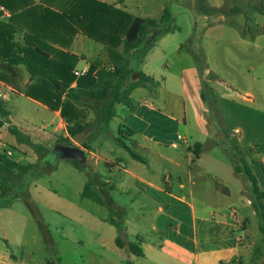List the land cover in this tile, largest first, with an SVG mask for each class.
<instances>
[{"label":"crops","instance_id":"obj_1","mask_svg":"<svg viewBox=\"0 0 264 264\" xmlns=\"http://www.w3.org/2000/svg\"><path fill=\"white\" fill-rule=\"evenodd\" d=\"M96 1L127 13L132 7V3L127 5L131 0ZM143 1L144 8L152 6L151 12L148 11L146 17L137 18L161 21L163 16L156 19L153 13L162 11L164 15L166 10L170 12V23H161L160 29L173 26L176 30L160 35L164 36L160 44H164L180 28L173 25L175 19L168 8L157 3L154 10L155 0ZM6 2L11 10L0 5V21L13 19L16 27H26L17 28L14 33L15 41L21 43L29 31L27 25L33 21L31 14L28 19L24 17L28 11L55 7L45 0ZM182 3L193 23L192 29L198 30V25L202 24L206 43L212 40L211 32L226 36L224 41L229 47L224 51L215 44L205 47L200 43L196 48L204 53L208 73L216 77L212 88L220 98L222 120L231 134L238 138L242 148H254L247 160L259 185L264 188V15L258 11L264 0L252 4V10L256 11L253 16L238 15L234 24H230L229 17L223 13L215 17L199 12L194 0H182ZM221 3L215 1L210 4L221 8ZM142 4L135 5L138 11L143 10ZM2 8L10 16H6ZM35 36L45 41L47 38L43 33ZM158 39L151 43L147 53L141 54L136 72L143 71L160 82V86L157 89L146 86L133 90L134 107L118 104L117 117L111 122L109 132H102L93 125L76 137L68 135L61 111H54L46 104L48 99L41 91L50 88L31 80L23 65L0 60V102L10 112L7 120L0 119L3 122L0 126V153L23 166L39 163L38 169L24 176L17 187L30 194V201L48 229L51 224L45 222L42 207L50 206L52 212L71 223L70 229L62 228L61 238L64 243L77 247L80 255L76 258L64 245L56 251L60 264H254L259 253L256 248L264 246L249 186L245 185L241 175H236L233 164L219 155V149L208 144L212 134L202 104L198 64L195 62L188 68L173 70L168 64L170 55L165 48L162 60L155 54L159 49ZM49 43L50 48L41 45V49L50 59L57 56V50L78 57V65L82 67H76L75 71L89 70L92 64L98 67H103L100 63L111 64L105 46L84 32L77 33L68 47ZM184 50L185 45H181L174 51ZM87 55L98 58L89 60ZM216 56L224 64L217 65ZM73 86L77 85L74 83ZM27 88L36 90L37 93L32 92L34 94L31 95L42 101L26 96L29 94ZM14 96H26L32 102L29 115L14 114L8 108L7 103ZM188 99L199 111L195 125L188 122ZM78 110L79 121L83 124L94 123L97 119L96 112L88 107L79 106ZM124 133L130 137L129 143L117 138V134ZM178 135H182L184 140L179 142ZM59 137L69 138L71 145L84 150L91 168L97 170L102 162L110 171L118 168L126 175L119 177L116 186L111 183L108 186L130 201L127 209L114 203L122 211L127 228L125 241L138 243L142 256L128 254V247L117 245L119 232L111 222V211L107 206L84 197V189L82 197L93 202L89 209L40 185L43 176L51 175L55 166L42 168L40 164L43 161H39L34 146L49 150L58 144ZM96 138H101L102 145L106 147L109 143L125 149L128 146L145 161L131 156V162L125 164L114 156L116 151L110 155L98 154L92 148V141ZM197 144L204 145L199 149V157L195 153ZM14 149L19 152L17 158H13ZM27 157H32L33 162H26ZM20 200L0 208V264H47L50 254L36 215L25 200L22 201L28 208L21 207ZM233 201H241L243 207L238 208ZM133 221L135 225H132ZM78 228H81V233L75 236L72 231ZM50 234L53 238L51 231Z\"/></svg>","mask_w":264,"mask_h":264},{"label":"trees","instance_id":"obj_2","mask_svg":"<svg viewBox=\"0 0 264 264\" xmlns=\"http://www.w3.org/2000/svg\"><path fill=\"white\" fill-rule=\"evenodd\" d=\"M45 1L54 4L55 7L28 11L24 17L28 19V15L31 14L33 21L27 25L29 31H27L23 43L15 41L14 33L17 28L25 29V26L16 27L13 19L7 22L0 21V60L7 59L12 65H23L30 73L31 80H36L50 88V90L41 92L48 99L46 104L50 109L61 111L69 136L76 137L93 125L98 126L102 132H109L111 122L117 117L116 106L124 103L129 107H134L131 98L133 90L146 86L157 89L160 86V82L143 71H133L127 57L138 51L140 46H142V53H147L152 46L151 43L155 42L160 35L176 30V27L173 26L160 29L161 23H170V12L166 10L161 21H157L134 18L125 11L117 10L112 5L96 0ZM0 5L9 9L6 0H0ZM258 11L264 15L263 4ZM150 28L153 32L159 30L160 33L155 40L148 43L147 36ZM79 32H84L88 37L105 46L111 61L110 68L92 64L85 75L77 77L72 66L78 62L77 56L57 50V56L50 59L49 55L41 49V45L50 48L49 42L68 47ZM40 33L46 35V41L35 36ZM119 47H122V51L119 50ZM74 83L77 85L76 87L73 86ZM31 97L42 101L38 96L32 95ZM79 106L88 107L96 112L97 119L94 123L83 124L79 121ZM9 116L10 112L0 102V119L7 120ZM2 125L3 122L0 121V126ZM11 132L17 134L15 130H11ZM64 142L71 145L69 138L63 141L58 140V144ZM125 147L134 159L145 161L130 147ZM203 147L202 144L196 145L197 157L200 156L199 149ZM34 149L40 156L39 161L47 162L48 149L40 145H35ZM253 151L252 147L240 149V160L232 162V164L236 175H242L243 179L249 183L252 206L259 219V229L262 233V244H264V188L259 185L246 159L252 155ZM70 162L89 176V182L83 192L84 197L107 206L114 215L111 222L119 232L117 245L120 248L128 247L132 254L142 256L143 251L138 243L125 241L127 228L123 223L116 221L118 213L115 211L112 197L109 196L104 201L92 189L96 185L95 179L102 186L108 184L102 182L99 175L92 173L88 166L83 167L78 161ZM38 167L39 163L23 166L0 153V208H6L17 199L25 200L30 210L36 215L48 251L55 253V243L50 231L37 214L30 201V194L27 190L17 187L24 176L36 171ZM256 252H264V246L257 247ZM47 264H60V259L56 256L52 257L47 261Z\"/></svg>","mask_w":264,"mask_h":264},{"label":"rangeland","instance_id":"obj_3","mask_svg":"<svg viewBox=\"0 0 264 264\" xmlns=\"http://www.w3.org/2000/svg\"><path fill=\"white\" fill-rule=\"evenodd\" d=\"M194 1H195L197 10L199 12H203L208 15H214L215 17H219L220 13H223L225 14V16L229 17L230 24H234L236 22V17L238 15L241 16L245 14V16H249L250 14H252L253 16L254 12L256 11L252 10V4H256L260 2V0H194ZM215 1L222 2L221 8L217 6H212L210 4V3H215ZM131 3H132V7H131V10L129 11L130 12L129 14L134 18L146 17L147 12L148 11L151 12L152 6H148L144 8L142 4V0H131V2L127 5H131ZM157 3L158 5L165 6L171 11V13L173 14V18L175 19V21H173L172 23L173 25L178 26L180 30L177 31L174 34V36L173 35L170 36L169 39L164 44H160V41L161 39L164 38V36H159L158 37L159 39L156 42L157 44H159V47H158L159 49L157 50V52H155V54L159 56L160 58L159 60H162L164 57L162 50L163 48H165L166 52L167 53L169 52V55H170L168 58L169 60L168 64H170L173 67V70L175 71L180 70L183 67L188 68L190 64H195V62L198 64L199 71H200V89H201V98L203 101L202 104H204V109H205L206 115L210 122L209 129L212 134L211 142H209L208 144L214 147H217L220 151L219 155L224 157V159L226 160L228 159L231 163L238 162L241 157L239 150L243 148L238 143V140H237L238 138L231 134V131L227 127L226 123L222 120V117L220 114V108H221L220 98L218 94L215 93V91L212 88L213 87L212 85H214V83L216 82L215 81L216 77L213 74L208 73L207 65H206V58L204 56V53L201 50L197 51V48H196L197 46H199L200 43H202L205 47L209 46L210 44H215V45H218L217 48L219 50L222 49L221 51H224L227 47H229V44H227L224 41V38H226V36L220 32H211L210 36L212 37V40H209L206 43L202 35L204 33L202 24L200 23L198 25V30H196L195 27L194 29H192L191 24L193 25V23L190 21L187 15L186 6L182 3V0H155V3L153 5L154 10H156L157 8ZM137 4L139 5L142 4L143 6L142 11H138L136 9L135 5ZM153 14H155L156 19L161 18L163 16L162 11H159L158 13L155 12ZM154 32L151 29L149 30V33L147 36L148 43L151 40H155L157 38V37L153 38ZM195 34H198V36H196ZM250 34H253V33L251 32ZM217 38L219 40H217ZM88 43L89 45H92L90 42ZM181 45H185V50L182 52H178V53L175 52L174 50L178 46H181ZM189 49H192L191 50L192 52H190ZM119 50L122 51V47H119ZM89 52L90 51H88V53ZM142 52H143L142 46H140L138 51L134 52L133 54L127 57L130 62V66L132 70L136 71L138 69L140 65V61H141ZM87 56L89 60H94L98 58L96 55L95 56L87 55ZM215 58H216L217 65L218 63L224 64L223 62H221V59L219 56H216ZM2 62L7 63L8 60L2 59ZM72 66L74 69L76 67L78 68L82 67V65H78V62H75ZM100 66L110 68L109 64L100 63ZM26 91L29 93V94L26 93V96H29V97L32 96L31 94H34L32 92H36V90L31 89V88H27ZM26 96L12 97L11 101L7 103L8 108L12 112H14V114H18V112H21L22 114L26 116L29 115L31 112L32 102ZM118 109L122 111V107H119ZM197 111L198 110L194 102L191 99H188L187 100V113H188L189 124L191 125L196 124ZM113 124H114V127H116V129H119L115 123ZM123 130L126 132V129L123 128ZM125 134L126 133H124V135L117 134V138L119 140H122L123 142L129 143L130 137H128V135H125ZM59 139L63 141L66 138L59 137ZM61 144H67V143L64 142ZM56 145L54 144L46 153V154H49V157L47 158V162L43 161V163L40 164L42 168H46V167L50 168V167L55 166V170L52 172L51 175H48V176L44 175L42 180L40 181V185L43 188L48 189L58 194V196H63L69 199L70 201L74 202L76 205L81 206L82 208H86V209L91 208V205H92L91 203L93 202L89 200H85L82 197V191L89 180L88 174L85 171H79L76 168H74V166L72 165V162L68 160L60 159L57 161L56 154H52L53 149H55ZM92 148L96 149L97 153L103 152L109 155L112 154V151H116L114 153V156L118 159L123 160V163L125 164H129L131 160L133 159L130 153L122 146L115 147L111 143H109L107 147L103 146L101 138H96L94 139V141H92ZM136 152L140 153L137 150ZM14 154L15 156L13 158H17L19 155L18 150L14 149ZM246 159H248V157ZM26 162H33V158L27 157ZM87 166H88V163H87ZM88 167L90 168L92 173L98 174L101 181L106 182L108 185L111 183L113 186H116L117 180L119 179V177L126 176L118 168H115L114 170L110 171L109 167H107L102 162L97 170H95L93 167L92 168L90 166ZM97 181L98 180L95 179L96 185H94L92 189L95 190L102 197L104 201L108 199L109 195L111 194V197L116 204L121 205L122 207H125L127 209V207L130 205V201L127 197L121 195L117 190H111L108 185L107 186L100 185L99 182ZM245 185L249 186V183L245 181ZM22 200L23 199L20 200L21 207L27 209L28 207ZM233 203H235L237 207L240 209L243 207V204L241 201H233ZM50 208H51L50 206L48 208L42 207V211L44 212L45 222L51 224L49 226V229L53 235V238H52L53 242L55 243V253L48 251V253L50 254V258L56 256V258L60 259L56 251L57 250L60 251L59 249L62 246L64 247V245L67 248L68 252H70V254L74 255L77 258L80 255V250L77 247H74L73 244L64 243V241L61 238L62 228L70 229L71 223H68L66 218H63L62 216H57V214L52 212ZM115 211H117L118 213L116 217V221L121 222L123 223V225H125L122 211L116 205H115ZM132 225H135L134 221L132 222ZM72 233L75 236H78L81 233V228L73 229ZM129 253H130V250L128 249V254ZM254 264H264V252H259L256 255Z\"/></svg>","mask_w":264,"mask_h":264},{"label":"water","instance_id":"obj_4","mask_svg":"<svg viewBox=\"0 0 264 264\" xmlns=\"http://www.w3.org/2000/svg\"><path fill=\"white\" fill-rule=\"evenodd\" d=\"M160 31L156 30L153 33V38L159 35ZM56 154V160L64 159L69 161H78L83 167H87V155L86 152L76 146L57 144L53 153Z\"/></svg>","mask_w":264,"mask_h":264},{"label":"built area","instance_id":"obj_5","mask_svg":"<svg viewBox=\"0 0 264 264\" xmlns=\"http://www.w3.org/2000/svg\"><path fill=\"white\" fill-rule=\"evenodd\" d=\"M2 10L6 12V13H5L6 16H10L9 13H8L4 8H2ZM87 71H88V70H85V71H82V72H81V71H75V75H76L77 77H80V76L85 75V74L87 73ZM183 140H184L183 136H182V135H178V141L181 142V141H183Z\"/></svg>","mask_w":264,"mask_h":264},{"label":"flooded vegetation","instance_id":"obj_6","mask_svg":"<svg viewBox=\"0 0 264 264\" xmlns=\"http://www.w3.org/2000/svg\"><path fill=\"white\" fill-rule=\"evenodd\" d=\"M64 145H66V144H64Z\"/></svg>","mask_w":264,"mask_h":264}]
</instances>
